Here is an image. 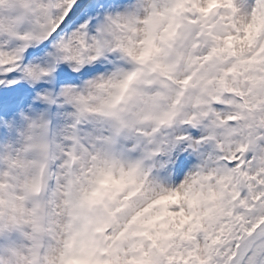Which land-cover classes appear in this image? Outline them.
I'll return each instance as SVG.
<instances>
[{
  "label": "snow or ice",
  "instance_id": "snow-or-ice-1",
  "mask_svg": "<svg viewBox=\"0 0 264 264\" xmlns=\"http://www.w3.org/2000/svg\"><path fill=\"white\" fill-rule=\"evenodd\" d=\"M0 264H264V0H0Z\"/></svg>",
  "mask_w": 264,
  "mask_h": 264
}]
</instances>
